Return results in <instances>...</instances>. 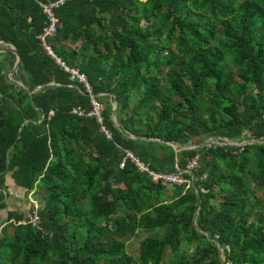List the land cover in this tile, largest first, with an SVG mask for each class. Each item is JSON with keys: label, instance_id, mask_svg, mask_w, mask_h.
<instances>
[{"label": "trees", "instance_id": "16d2710c", "mask_svg": "<svg viewBox=\"0 0 264 264\" xmlns=\"http://www.w3.org/2000/svg\"><path fill=\"white\" fill-rule=\"evenodd\" d=\"M53 12L46 43L85 75L101 121L40 45L37 2L0 0L23 86L0 72V209L9 178L41 226L6 209L0 264H264V0H67ZM125 150L157 172L197 155L192 182L153 183L130 158L119 166ZM138 230L149 233L131 247Z\"/></svg>", "mask_w": 264, "mask_h": 264}, {"label": "built area", "instance_id": "2783aa9c", "mask_svg": "<svg viewBox=\"0 0 264 264\" xmlns=\"http://www.w3.org/2000/svg\"><path fill=\"white\" fill-rule=\"evenodd\" d=\"M35 1L37 2L38 6L40 7V10L43 13L44 18H45L44 25L41 27L40 32L36 36L40 42V45L46 51V53L49 54L50 56H52L55 59L56 63L64 71H66L68 73V77L70 80L79 82L83 86L85 93L89 96L90 104H91V108L85 114L88 116L95 117V119L100 122L101 121L100 112H101L102 107H101V104L97 103L94 100L93 95L91 93L89 83H88L85 75L83 73L79 72L76 68H70V67L65 66V64L62 61H60L59 58H57L53 55V53L50 49V46L46 43V38L50 37L54 34L56 26H57V17L54 15L53 10L56 9L57 7H59L62 3H64L67 0H44V1L35 0ZM71 112L75 113L76 115H79L81 113V111H79L75 108H71ZM50 113L51 112L49 111L48 114H50ZM103 132L106 135V137H108L107 132L106 131H103ZM222 141L226 142L227 140L221 139V142ZM124 152H125V154H124L123 158L121 159L119 166H122L123 160L126 157L130 158V160H132L134 162L136 168L139 171L146 172L150 181L153 183H159L162 185H180L183 183L191 184V182H192L193 178H192L191 172L193 170H195V168H196L197 155H194V156L186 159L182 168L175 167V169L173 171H170V172H162V171L157 172V171H152V170L148 169L146 167V165L141 163L137 158L133 157V155L131 154L130 151L125 150ZM186 175H188V176H186ZM28 199H29V203H30L28 206V210H27L28 213L25 217L21 218L16 223H23V224L27 223L30 226L34 227L35 229L41 230L38 214L36 211V203L30 197V192L28 194ZM219 252L221 254V250H219ZM220 256H222V254ZM220 259L222 262L223 257H221ZM223 264H228V263L225 262Z\"/></svg>", "mask_w": 264, "mask_h": 264}, {"label": "crops", "instance_id": "0c3cea01", "mask_svg": "<svg viewBox=\"0 0 264 264\" xmlns=\"http://www.w3.org/2000/svg\"><path fill=\"white\" fill-rule=\"evenodd\" d=\"M2 54V53H1ZM0 54V55H1ZM7 60V57L4 56L2 58V60ZM2 63L0 64V70L4 69V62L1 61ZM7 181V185H6V194L4 196V201H5V209H0V227L3 224V217L5 216V210L6 209H11V210H15L18 212H25L28 209L29 206V199H28V194L29 193H25L24 189L16 186L12 180H10L9 178L6 179ZM199 190L204 192V189L202 187H199ZM196 191V188L195 190ZM26 194V195H25ZM30 197H31V192H30ZM220 254V252H219Z\"/></svg>", "mask_w": 264, "mask_h": 264}, {"label": "water", "instance_id": "95a60500", "mask_svg": "<svg viewBox=\"0 0 264 264\" xmlns=\"http://www.w3.org/2000/svg\"><path fill=\"white\" fill-rule=\"evenodd\" d=\"M6 50L11 51V52L14 54V57H15V60H14V62H13V64H12V66H11V69H10V71H9V72L7 73V75H6L7 79L11 80V78L9 77V75H11L13 72H15V70H16V68H17V65H18V62H19V56H18L17 51L15 50V48H14L12 45H8V47L5 48V49H0V52H4V51H6ZM11 81H13V80H11ZM13 82H15V84H17V85H19L20 87L23 88V86H22V84H21L20 82H18V81H13ZM40 86H41V85L35 86L32 90L28 91V93H31L33 90L39 88ZM24 89H25V88H24ZM115 107H116V102H114V104H113L112 107H111V111H110V119H111V121L113 122V124H114L115 126H118V127H119V124L116 122L115 117H114V115H113V111H114ZM216 138H217V137H208V138L204 139V140L199 144V146L206 145V144H208V143L210 142V139H216ZM151 139H152V138H151ZM257 141H259V139H252V140H249V141H242V142H232V141H226V142H224V141H222L221 143H222V144H229V145L240 146V145H243V144H245V143H252V142H257ZM166 143L169 144L174 150H175V149L177 148V146H178V144L175 143V142H173V141H168V142H166ZM193 147H194V146H186L185 148H193ZM180 148H183V146H181ZM220 255H221V254H219V258H221ZM220 260H221V259H220Z\"/></svg>", "mask_w": 264, "mask_h": 264}, {"label": "rangeland", "instance_id": "374dc122", "mask_svg": "<svg viewBox=\"0 0 264 264\" xmlns=\"http://www.w3.org/2000/svg\"><path fill=\"white\" fill-rule=\"evenodd\" d=\"M8 47V46H7ZM6 46H4L2 43H0V49H5V48H7ZM4 56H6L4 53H2L1 55H0V64L2 63L1 61H5L4 62V69H3V71H2V69H1V71L0 72H2L4 75H5V77H6V75H7V73L10 71V69H11V66H9V63H8V61L7 60H2V58L4 57ZM9 77H11L10 75H9ZM211 141L210 142H212V141H214V139H210ZM200 144V143H199ZM191 146H194V145H191ZM31 192V191H30ZM29 193V192H28ZM260 195V194H259ZM32 198V197H31ZM213 202V201H212ZM149 232L148 231H145V230H138L137 232H136V234L129 240V242H128V244L131 246V247H134L135 246V243L136 242H138L140 239H142L144 236H146L147 234H148ZM0 235H1V230H0ZM220 257H222V256H220ZM48 264V263H47ZM99 264H105L104 262H99Z\"/></svg>", "mask_w": 264, "mask_h": 264}]
</instances>
